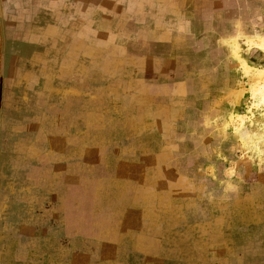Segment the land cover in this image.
Listing matches in <instances>:
<instances>
[{"label":"rangeland","instance_id":"374dc122","mask_svg":"<svg viewBox=\"0 0 264 264\" xmlns=\"http://www.w3.org/2000/svg\"><path fill=\"white\" fill-rule=\"evenodd\" d=\"M100 1L76 2L82 3V10L86 7L82 16L91 22ZM202 1L201 8L209 12L206 21L172 56L169 67H178L179 73L173 83L161 88L160 97L165 101L157 103L173 119L172 128L165 137L138 133L142 129L135 124L131 110L116 111L113 121L97 117L103 102L97 112L89 98L87 135L85 129L76 141L87 142L88 170L80 175L81 180L77 174L79 181L67 185L72 208L68 219L71 217L69 223L75 229L71 241L65 239L70 253L66 251L65 263L48 261L50 252L63 253L55 237L44 232L28 240L20 232L25 251L18 254L27 252L29 258L42 260L40 264H264V102L253 89L264 81V0ZM102 2L103 17L99 14L104 19L97 24L103 30L95 32L96 23H89L88 62L93 65L99 57L97 48L102 52L121 36L127 17L132 15L133 7L125 6L126 0ZM139 5L137 9L143 11ZM109 15L117 20L115 29L107 20ZM94 72L88 70V97L94 94L90 85ZM58 88L56 93H63ZM122 104L131 109L127 99ZM31 105L15 115L18 123H13V134L0 141V159L8 165V176L16 163L22 164L23 181L16 185L25 191L19 199L27 201L35 217L41 215V220L51 224L62 219L55 198L60 196L64 180H53V192L48 191L46 168L51 158L47 157L50 151L39 150L44 144L35 151L40 157H36L38 171L32 160L26 159L35 149L28 144L33 139L35 108ZM62 105L58 102L57 108L63 109ZM57 116L52 138L55 148L59 142H70L63 132L64 117ZM67 126L68 130L71 125ZM39 137L48 140L46 135ZM144 143L153 146L147 151ZM165 146L169 151L151 171L141 162L129 165L124 157L136 154L142 158L147 153L155 157ZM75 152L79 156V150H71V157ZM81 152L84 156L85 150ZM52 156L60 159L64 153L54 150ZM97 162H110V166H99L98 172L93 165ZM144 172L147 175L139 181L138 173ZM2 185L8 187L10 182ZM33 185L36 191L27 194ZM15 217L16 212L11 215L12 222L21 221ZM14 237V232L0 237V264H22L10 261L19 245Z\"/></svg>","mask_w":264,"mask_h":264},{"label":"crops","instance_id":"0c3cea01","mask_svg":"<svg viewBox=\"0 0 264 264\" xmlns=\"http://www.w3.org/2000/svg\"><path fill=\"white\" fill-rule=\"evenodd\" d=\"M76 1L78 0H0V141L6 136L10 137L8 134L12 133L13 123H18L15 121L17 119L15 115L32 104L35 108L32 112L33 139L28 144L35 149L32 151V157L26 159L32 160L34 170L38 171L39 163H36L38 160L36 157L39 156L35 151H50L47 156L51 158L48 160V170L46 168V173L50 175L48 189L51 191H48L53 192V180L61 178L64 180L60 196L55 198L52 195L56 203L49 201V204H56L57 213L62 215V219H55L50 224L49 220H41V215L35 217L34 210L27 207V201L19 199V194L23 195L22 192L25 191V188L20 190L16 185L23 181L21 180L22 164L16 163L17 168L12 169L13 172L8 176V165L5 164V160L0 159V237L12 232L16 234L14 238L19 245L16 246L15 254L10 261L22 264L28 262L40 264L42 260L29 258L27 252L18 254L20 250L25 251L23 243L21 244L18 238L20 232L28 237V240L30 237L35 239L44 232L55 237L58 246L63 247V253H58L59 250L52 254L50 252L46 260L65 263L66 251H69V248L66 250L65 239H69L70 242L75 231L74 225L69 223L71 217L68 219L72 208L69 205L70 199L68 201L67 185L79 181L77 174L81 180L80 175L87 173L89 166L87 142L76 143L77 136H82V131L85 129L84 133L87 132L89 98L90 101L95 102V110H93L97 112L99 102H103L102 108L100 107L101 115L97 117H108L113 121L116 111L131 110L135 124L142 129L134 130V133L138 131L150 135L161 134L165 137L173 126V119L169 117L164 107L157 103L165 101L160 97L161 88L173 83L174 75L179 73L178 67H169L171 58L175 53L177 54L182 41L187 39L191 32H195L194 29L200 23L206 21L205 15L209 13L206 8H201L202 0H126L125 6L133 8L132 15L126 19L127 24L122 35L116 38L114 36L115 40L105 50L103 49L104 51L100 52L97 48L99 57L93 65L88 62L89 23H96L95 32L103 30V26L97 23H101L104 19L101 18L104 2L102 0L97 2L96 15H93L94 18L89 22L90 19L82 16L86 7L84 6L82 10V3ZM138 2L139 6L144 8L143 11L137 9ZM75 4H78V9ZM149 10L152 11L150 16L147 15ZM137 12L141 13L138 15L140 17L136 16ZM107 20L111 22V28L115 29L117 20L110 15ZM89 69L95 71L90 75L93 97H88L87 92ZM57 87L62 88L63 93H56V90H59ZM122 94L124 97H121ZM124 99L131 102V109L126 104H122ZM58 102L63 103V109L57 108ZM93 110L90 109L91 112ZM59 114L64 117L63 132L70 136V142L66 140L63 143L59 142V148H55L56 145L53 144L55 141L52 138L56 133L54 128L57 127ZM112 121H108V124ZM72 122H74L73 127ZM67 125H71L68 128L69 132ZM39 135H46L48 140L45 137L40 140ZM41 143L46 147L38 150ZM152 146L153 144L149 146L144 143L147 151ZM54 150H62L64 156L60 159L54 158L52 156ZM71 150H79V156L75 152L76 155L71 157ZM82 150H85L84 156ZM168 151L169 148L165 146L155 157L149 153L144 155L143 159L136 154H128L124 157L129 165L133 166L141 162L151 171L155 163L165 158ZM41 160L44 162L43 158ZM165 163H168V160ZM93 165L96 167L95 170L101 172L98 167L110 166V162H97ZM145 175L146 172L138 173L139 181L140 179L143 181ZM8 182H10L8 187L2 185ZM82 182L87 185L85 181H80V184ZM28 191L27 194H33L36 191L35 186L28 187ZM43 199L46 200L45 197ZM14 201L15 208L12 209ZM14 212H16V220H21L20 222L14 223L10 219ZM8 219L11 222H8ZM50 256L54 259L51 260ZM69 260H71L70 256ZM80 260L85 261L83 258ZM3 262L9 263V261Z\"/></svg>","mask_w":264,"mask_h":264},{"label":"bare ground","instance_id":"6f19581e","mask_svg":"<svg viewBox=\"0 0 264 264\" xmlns=\"http://www.w3.org/2000/svg\"><path fill=\"white\" fill-rule=\"evenodd\" d=\"M262 73V74H261ZM260 74L264 77V72H261ZM259 74V75H260ZM259 77H261V76H259ZM258 77V80H260L261 81V79ZM256 78H257V76H256ZM264 79V78H263ZM261 82H263V83H259V85L257 86V89L255 90V88H253L254 89V91H259V93L261 94V98H262V102H264V81L262 80ZM256 85H257V83H256ZM254 87V86H253ZM258 95V94H257Z\"/></svg>","mask_w":264,"mask_h":264}]
</instances>
